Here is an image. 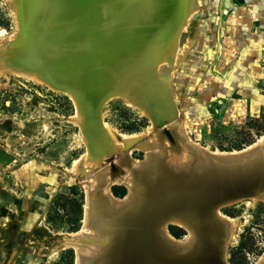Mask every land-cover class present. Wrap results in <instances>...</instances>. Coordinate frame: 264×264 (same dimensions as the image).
Masks as SVG:
<instances>
[{"label":"rangeland","instance_id":"374dc122","mask_svg":"<svg viewBox=\"0 0 264 264\" xmlns=\"http://www.w3.org/2000/svg\"><path fill=\"white\" fill-rule=\"evenodd\" d=\"M17 1L0 0V264H76L75 249L65 240L83 226V183L99 173L105 177L111 156L127 151L144 158L137 140L124 145V137L157 138L158 124L173 119L193 144L213 152L248 149L264 135V0H177L178 14L168 23L156 16L154 24L142 23L149 28L146 60L154 63L151 57L161 49L156 69L168 87V109H161L166 115L150 116V100L146 111L100 62L108 74H100L95 104L106 96L105 83L112 87L95 105L93 118L107 136L95 148L82 130L88 120L70 92L74 83L23 56L19 41L32 46L40 31L24 33ZM158 22L161 29L152 38ZM49 55L53 68H60V56ZM100 58L92 55L85 64L96 68ZM107 185L105 180L103 189ZM108 188L115 198L128 192L120 182ZM246 203L220 208L237 217L227 244L230 264H253L264 251V201ZM167 229L177 238L187 235L177 224Z\"/></svg>","mask_w":264,"mask_h":264},{"label":"bare ground","instance_id":"6f19581e","mask_svg":"<svg viewBox=\"0 0 264 264\" xmlns=\"http://www.w3.org/2000/svg\"><path fill=\"white\" fill-rule=\"evenodd\" d=\"M176 1L18 0L16 2L19 5L18 19L22 21L24 33L30 35L32 32L34 35L36 30L40 31L32 46L55 52L64 62L61 63L60 68H53L52 74L60 75L65 84L70 81L74 83L70 92L88 120L82 125V130L91 148L103 145L107 140L106 134L93 118V115H96L95 99L102 93L100 87L103 76L100 74H108L102 72L100 62L109 65L116 85L119 88L123 85L132 97H138L137 101L143 105L141 107L144 110L147 111L145 105L149 100L159 104L157 97L158 100L163 101V105L159 104L157 110L148 104L149 109L157 113H162L161 109L163 112L167 111L168 87L164 75L157 71L156 66H152L155 65L154 63L148 62L145 58L149 28L141 24L146 21L154 24L151 20L154 16L159 18L161 24L168 23L174 13ZM159 29L161 26L158 22L153 27L152 38L155 33H159ZM97 54L102 55V58L98 60L96 68L85 64L89 57ZM81 55L83 57L79 61ZM88 111L90 113H87ZM175 120L178 119H173L165 125L168 126ZM170 131L178 144L176 151L174 148L169 149L161 136H157L159 144L155 136L124 137L122 139L124 145L132 144L137 140L135 146L145 152L144 158L134 159L127 151L116 160L111 156L107 162L109 165L110 163L116 165L115 176L112 175L114 171L112 172L109 167L110 171H105V177L103 173H99L91 176L88 185L86 182L83 183L86 191L83 226L65 240L66 246L70 245L75 249L76 264H151L149 259H152L158 250L170 254V248L157 234L155 223L168 216L163 223L162 231L174 243L183 244L190 239L191 232L183 225L180 218L186 220V215L192 216L195 210L204 214L207 225L209 224L205 231L209 233L208 235L200 233L190 251L197 255H206L204 264H215V248L219 235L217 229L215 234L210 225L213 221L210 217L211 207L207 202L210 198L208 194L218 184H223L217 187L221 188L220 192H222L219 197L227 199L216 208V216L222 221L225 233L222 260L224 264H230L226 254L227 244L234 234L237 217L221 212L220 208L240 200L247 202V205L259 200L264 201V189L249 197H239L251 192L255 186H261L260 183L264 179V165H259L260 162L264 164V135L258 139V145L251 144L248 149L213 152L201 148L196 143L193 144L181 129L180 120L171 127ZM179 139L188 141V144L199 154L204 156V153H207L212 156V160L202 166L190 165L188 171L184 169L173 171L169 166H181L193 155L191 148L185 145L186 143H181ZM184 148H187L188 153ZM258 149L263 152L256 155ZM160 150H163L161 154ZM182 150L184 151L178 155ZM174 151L178 154H174ZM162 156L169 157L166 159ZM239 157H243L244 160L236 162ZM74 180L79 183L77 178ZM105 180L108 181V185L118 181L124 184L128 189L126 196L115 198L108 193V185L103 189ZM94 187L96 188L93 191H89ZM120 202L119 207H113ZM170 211L175 215H167ZM169 224L183 227L187 235L183 238L173 236L167 229ZM120 233L122 236H117ZM253 264H264V251Z\"/></svg>","mask_w":264,"mask_h":264},{"label":"water","instance_id":"95a60500","mask_svg":"<svg viewBox=\"0 0 264 264\" xmlns=\"http://www.w3.org/2000/svg\"><path fill=\"white\" fill-rule=\"evenodd\" d=\"M189 8H190V6H189ZM188 9H187V11H188ZM186 12L183 15H181V17L177 21V23L175 25L176 29L178 28L183 16L186 14ZM174 14H178V13H174ZM177 19H178V17H177ZM19 44L21 45V49H22L21 51H22L23 56L27 57L28 60L36 62L38 64L46 63V64H48L51 67L50 69H52V71H53L54 62L52 61L53 59H50V55L48 54V53H50L49 50L48 51L45 50V49L41 50L39 48H36L35 46H31V44H29L27 41H25V42L24 41H19ZM157 45H159V44H157ZM157 47H160V46H157ZM25 48H28V49H25ZM160 50L153 54L154 57H151L154 60V64H155V65H152V66H156L157 67V64H158L157 60L160 57V55H159ZM46 55L48 56V58L45 57ZM40 57H42V59ZM52 64H53V66H52ZM59 65H60V62H59ZM52 71L50 70L49 72L52 74ZM57 80H59V79H57ZM70 85H67L68 88H70ZM105 86H106V88H105L106 96L103 99H101L100 101L96 102V104H95L96 106L108 96V91H109V88L112 87V84L111 83H105ZM113 88H116V87H113ZM157 101H158L157 103L163 105V101L162 100H157ZM169 102H170V99H169ZM150 103H151L152 107L153 106L157 107V104H155V101H151L150 100ZM96 106H95V108H96ZM170 107L172 108L171 104H170ZM171 108H170V111L168 113L171 112ZM149 115L150 116L152 115V117H155V116H160V115L164 116L166 114L157 113V112L154 111V112H152V114H149ZM165 117H167V116H165ZM168 121L169 120H167L166 122H163V123L160 122L158 124V130L156 131L155 135L163 137L164 140L167 142L168 148L169 149L174 148V150L176 151L178 144H177L176 140L174 139V137L172 136L170 129H171L172 126H174L178 122V120L172 121L168 126H166L165 124ZM180 140L181 139H179V141ZM180 142L183 143V144L186 143L185 145H188L191 148V151H192L193 155H192V157L189 159V161L187 163H183L181 166H176V165L174 167L173 166H169L173 171L178 172V171H180L182 169H184L185 171H188L190 165L197 164V166H202L203 164H207V163H209V161L212 160L213 157L208 155L207 153H204V156L202 154H199L198 151H196L193 147H191L188 144L189 143L188 141L184 142V141L181 140ZM258 150H259L258 154H256V155H259L260 152H263V150H261V149H258ZM253 155H255V154H253ZM162 157H164V156H162ZM168 157L169 156H166L164 158L168 159ZM243 160H244L243 157H239L235 161L239 162V161H243ZM259 165L262 166L264 164L260 162ZM109 167H110L111 171L113 172L114 168H116V165L114 163H110ZM114 174H115V171L112 173V175L115 176ZM150 178H153V177L150 176ZM221 185H223V184H221ZM221 185L218 184L216 186V188H214V190L212 189L213 191H210V193L208 194L210 196L209 202H207V204H209V206L211 207V209H210L211 210L210 217H211V220L213 221V223H210V225L212 226L213 231L215 232V234H216V229H217V234L219 235V241L216 243L217 248H215V250H216L215 251L216 252L215 253V264H224V261L222 260V252H223L222 248H223V241H224L225 233H224L222 221L219 219V217L216 216V208L218 207V205H220V203L222 201L223 202L227 201V199L219 197V195H222V192H220L221 188L218 189L217 187H219ZM260 185L261 186H259V187L255 186L252 189L251 192H248L249 195L247 193L245 195H240L239 197H242V196L243 197H249L250 195H254L255 193H257L261 189H264V187H263L264 186V179L261 181ZM217 195H218V197H217ZM127 200H129V198ZM127 200H125V201H127ZM125 201H123V202H125ZM120 205H121V202L118 203L116 206L114 205L113 207L117 208ZM189 209H190V207H189ZM167 215H171L172 216V215H175V214L170 211V212L167 213ZM191 215L192 216L186 215V218H185L186 220H184V219L179 217L181 219V221L183 222V225H185L186 228L191 232L190 239L186 243L184 242L183 244L174 243L169 238H167L166 235L164 234V232L162 231L163 223L165 222V220H167L168 216L164 217L159 222L155 223V225H157V234L160 236L161 241L165 245H167L168 248H170L169 249L170 250L169 251L170 254L168 252H164L163 250H158L157 253L155 254V256L152 259H149L151 261V264H204L205 263L204 257H207V256L206 255L205 256L197 255L195 253H192L190 251V248L193 246V244H195L197 242L196 240L199 238L200 233L201 234L202 233H204V234L207 233V235H208L209 231H205V229H208L209 224L207 225V222H206L207 219L203 216L204 214H200L197 210H195V212H193ZM220 225L222 227H218ZM201 229H202V231H201ZM117 236H122V233L118 234ZM92 243H93V241H92ZM173 254H176V256H174Z\"/></svg>","mask_w":264,"mask_h":264},{"label":"flooded vegetation","instance_id":"af4514ba","mask_svg":"<svg viewBox=\"0 0 264 264\" xmlns=\"http://www.w3.org/2000/svg\"><path fill=\"white\" fill-rule=\"evenodd\" d=\"M122 154H123V152H122ZM122 154H120L119 156H117V157L114 158V159L116 160V159L120 158V156H122ZM132 158L137 159V158H135V157H132ZM138 159H139V158H138ZM118 182H120V181H118Z\"/></svg>","mask_w":264,"mask_h":264},{"label":"trees","instance_id":"16d2710c","mask_svg":"<svg viewBox=\"0 0 264 264\" xmlns=\"http://www.w3.org/2000/svg\"><path fill=\"white\" fill-rule=\"evenodd\" d=\"M178 228V227H177ZM180 231H182V229L181 228H178Z\"/></svg>","mask_w":264,"mask_h":264}]
</instances>
